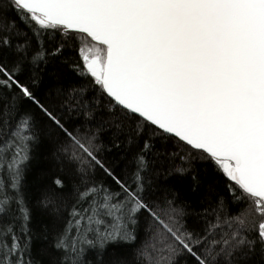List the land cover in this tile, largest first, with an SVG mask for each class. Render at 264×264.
Instances as JSON below:
<instances>
[{
	"label": "snow or ice",
	"instance_id": "6c2138e0",
	"mask_svg": "<svg viewBox=\"0 0 264 264\" xmlns=\"http://www.w3.org/2000/svg\"><path fill=\"white\" fill-rule=\"evenodd\" d=\"M0 264H264V0H0Z\"/></svg>",
	"mask_w": 264,
	"mask_h": 264
},
{
	"label": "trees",
	"instance_id": "16d2710c",
	"mask_svg": "<svg viewBox=\"0 0 264 264\" xmlns=\"http://www.w3.org/2000/svg\"><path fill=\"white\" fill-rule=\"evenodd\" d=\"M172 187L178 188L182 191V193H184L185 195H187L189 197V200H193L194 196H192L189 192H188V184L186 181H182V180H173L171 182Z\"/></svg>",
	"mask_w": 264,
	"mask_h": 264
}]
</instances>
